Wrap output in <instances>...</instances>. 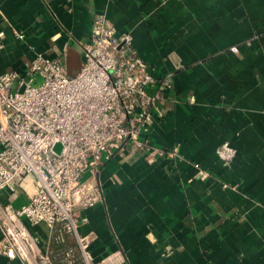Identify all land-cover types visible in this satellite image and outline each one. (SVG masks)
I'll return each instance as SVG.
<instances>
[{
	"label": "crops",
	"instance_id": "crops-1",
	"mask_svg": "<svg viewBox=\"0 0 264 264\" xmlns=\"http://www.w3.org/2000/svg\"><path fill=\"white\" fill-rule=\"evenodd\" d=\"M99 12L172 88L142 134L148 146L100 167L103 199L78 230L87 250L24 219L37 251L49 264L65 251L75 264H264V0H0V73L39 83L30 66L41 55L75 75ZM153 147L164 154L149 161ZM28 200L0 190L2 204ZM0 264L25 263L0 252Z\"/></svg>",
	"mask_w": 264,
	"mask_h": 264
},
{
	"label": "built area",
	"instance_id": "built-area-1",
	"mask_svg": "<svg viewBox=\"0 0 264 264\" xmlns=\"http://www.w3.org/2000/svg\"><path fill=\"white\" fill-rule=\"evenodd\" d=\"M4 35L0 30V48ZM81 53L75 75L68 74L64 60L41 55L30 66L31 74L41 76L39 83L17 70L0 73V190L16 195L22 188L29 196L17 208L0 202V252L25 264L50 260L37 251L24 219L49 224L58 243L76 236L87 250L90 237L78 230L81 211L103 199L100 167L118 151L148 146L142 134L158 99L172 88L171 74L156 77L133 46L132 33L118 32L104 12L95 15ZM163 154L153 147L147 158ZM62 253V264H75L70 251Z\"/></svg>",
	"mask_w": 264,
	"mask_h": 264
},
{
	"label": "rangeland",
	"instance_id": "rangeland-1",
	"mask_svg": "<svg viewBox=\"0 0 264 264\" xmlns=\"http://www.w3.org/2000/svg\"><path fill=\"white\" fill-rule=\"evenodd\" d=\"M77 60H78V57H77ZM75 63H76V61H75ZM60 255H61V257H62L63 253L61 252V254H60Z\"/></svg>",
	"mask_w": 264,
	"mask_h": 264
}]
</instances>
